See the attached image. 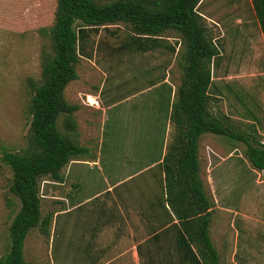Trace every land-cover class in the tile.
I'll list each match as a JSON object with an SVG mask.
<instances>
[{"label":"rangeland","instance_id":"obj_1","mask_svg":"<svg viewBox=\"0 0 264 264\" xmlns=\"http://www.w3.org/2000/svg\"><path fill=\"white\" fill-rule=\"evenodd\" d=\"M55 10L56 0H0V144L11 150L26 144L31 95L27 78L40 77V56L49 48L47 33ZM197 10L207 17L216 16L218 22L204 18L219 52L211 67V113L226 116L232 127L264 142V39L262 33L258 39L251 0H203ZM236 17L248 24H234ZM249 35L253 43L248 42ZM132 38L130 28L122 23L89 30L83 42L84 56L76 67L77 79L64 90L65 98L79 107L74 112L79 144L89 148V155L80 157L82 162L73 164L68 176L65 167L62 170L63 181L65 177L68 184L71 178L79 182L76 198L105 188L104 179L112 182L136 172L137 180L149 178L151 171H144L152 154L158 156L165 143L167 150L172 142L175 126L159 111L160 86L156 85L168 65L169 80L179 85L184 45L177 33L166 31L156 48L138 52ZM152 84L155 87L147 90ZM113 103L104 112L103 107ZM62 121L63 115L57 124L64 132ZM99 131L104 144L96 139ZM245 148L243 143L213 133L202 135L199 144L200 177L212 205L211 232L223 238L215 232L221 228L238 231V259L243 242L247 244L248 239L254 245L251 239H256L264 216V170L251 165ZM152 169L156 196L162 192L163 175L160 165ZM10 178V170L0 162V258L9 252V226L20 206L19 199L8 194ZM47 181L39 180L41 215L51 213L52 224L55 210L65 207L66 185H54L51 193L60 198H46L52 186ZM71 216L57 217L53 242L51 225L49 236L39 227L31 229L24 241V259L31 264H80V245L71 244L66 250L65 228ZM218 251L226 263L224 251ZM158 252L153 251L154 262Z\"/></svg>","mask_w":264,"mask_h":264},{"label":"trees","instance_id":"obj_2","mask_svg":"<svg viewBox=\"0 0 264 264\" xmlns=\"http://www.w3.org/2000/svg\"><path fill=\"white\" fill-rule=\"evenodd\" d=\"M201 1L56 0L47 33L49 48L40 56V77L27 78L31 95L26 144L20 150L0 144V162L11 173L8 194L20 202L9 226L10 249L0 264H31L24 259L25 238L36 227L49 236L52 221L51 213L41 215L39 180L63 182L64 167L89 155V148L78 140L74 112L79 107L65 98L64 90L77 79L76 67L84 56L83 42L89 30L118 23L130 28L138 52L156 48L166 31L177 33L184 45L180 83L173 99L171 90L165 96L162 87L157 96L159 111L175 126L172 142L159 162L162 205L178 220L179 264H224L210 237L212 205L200 177L199 140L213 133L243 143L247 159L258 170H264V142L232 127L226 116L210 111L211 67L219 52L197 10ZM251 3L264 39V0ZM61 115L64 132L57 124Z\"/></svg>","mask_w":264,"mask_h":264},{"label":"crops","instance_id":"obj_3","mask_svg":"<svg viewBox=\"0 0 264 264\" xmlns=\"http://www.w3.org/2000/svg\"><path fill=\"white\" fill-rule=\"evenodd\" d=\"M202 2L203 0L199 5ZM199 14L210 23L218 25L216 16L207 17ZM253 20L259 30L258 39L261 40V30L255 16ZM247 21H242L239 17L234 18L236 25L246 26ZM247 40L253 43L251 35ZM170 66L166 67V75L156 86L164 89L165 96L167 91L171 90L170 99L172 100L176 85L168 78ZM154 87L155 85H151L147 90ZM115 104L103 107L104 112L106 108L111 109V106ZM99 134L100 131L96 139L99 144H104V139ZM165 150L166 143L158 156L152 154L149 165L144 171H151L149 178L137 180L136 176L139 172H136L125 178H116L112 182L104 179L105 188L81 198L75 196V192L79 190V182L75 178H71L70 184L65 181V177L63 182L47 181L52 186H49V194L46 198H60L51 193L56 188L54 185H66L65 207L53 213L55 220L51 224L52 242L57 217L62 214H72L70 218H67L65 244L67 251L71 249V244H76L77 247L80 245V264H159L160 260H163V264H179L176 248L179 239L178 220L167 205H162L163 190L155 196L153 187L152 168L159 165ZM135 160L136 158L133 161L130 159V163ZM141 161H145V156ZM78 162L82 160H72L65 166V176L70 174L72 165ZM140 174H143V171ZM41 196L45 198L44 195ZM155 204L159 208H155ZM209 230L215 248L224 251L226 261V263L223 262L224 264H264V216L261 217V228L257 232L256 239H251L254 240V245H249L248 239L247 244L243 242V251L239 259L236 257L238 231L234 233L230 228H221L215 233H220L224 237L218 238L216 234L213 236L210 227ZM154 250L161 252L156 262L153 261Z\"/></svg>","mask_w":264,"mask_h":264}]
</instances>
